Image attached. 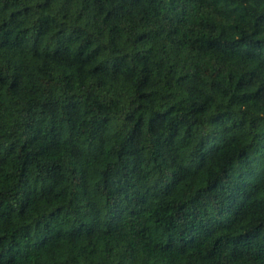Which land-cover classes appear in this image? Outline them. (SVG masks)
Segmentation results:
<instances>
[{"label": "trees", "instance_id": "16d2710c", "mask_svg": "<svg viewBox=\"0 0 264 264\" xmlns=\"http://www.w3.org/2000/svg\"><path fill=\"white\" fill-rule=\"evenodd\" d=\"M0 264H264V0H0Z\"/></svg>", "mask_w": 264, "mask_h": 264}]
</instances>
